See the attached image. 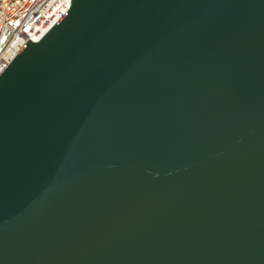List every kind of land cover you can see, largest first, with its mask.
Here are the masks:
<instances>
[{"label":"water","instance_id":"obj_1","mask_svg":"<svg viewBox=\"0 0 264 264\" xmlns=\"http://www.w3.org/2000/svg\"><path fill=\"white\" fill-rule=\"evenodd\" d=\"M0 264H264V0H71L28 40Z\"/></svg>","mask_w":264,"mask_h":264},{"label":"built area","instance_id":"obj_2","mask_svg":"<svg viewBox=\"0 0 264 264\" xmlns=\"http://www.w3.org/2000/svg\"><path fill=\"white\" fill-rule=\"evenodd\" d=\"M71 0H0V75L27 43L38 42Z\"/></svg>","mask_w":264,"mask_h":264}]
</instances>
